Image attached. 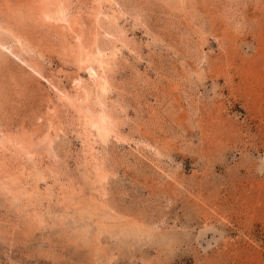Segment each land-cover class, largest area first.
<instances>
[{"label": "rangeland", "instance_id": "1", "mask_svg": "<svg viewBox=\"0 0 264 264\" xmlns=\"http://www.w3.org/2000/svg\"><path fill=\"white\" fill-rule=\"evenodd\" d=\"M0 41L73 98L0 52V264H264V0H0Z\"/></svg>", "mask_w": 264, "mask_h": 264}, {"label": "bare ground", "instance_id": "2", "mask_svg": "<svg viewBox=\"0 0 264 264\" xmlns=\"http://www.w3.org/2000/svg\"><path fill=\"white\" fill-rule=\"evenodd\" d=\"M53 19V18H52ZM61 19H63V21L68 24V22L61 17ZM69 28V27H68ZM71 29V28H70ZM17 43H19V41H17ZM0 52L6 54V53H10L12 57H14L15 59H17L20 64L26 68H28L31 72H33L34 74H36V76L40 77L41 79L45 80L46 83L52 87L55 92L58 94V96H62V98L64 100H72L73 98H71L65 91L59 89L56 85L53 84L52 81L46 79L36 68H34L33 66H31L26 60H24L20 55L16 54L13 52L12 48L7 45L4 44L0 41ZM2 54V55H4ZM102 58V57H101ZM90 61V60H89ZM106 62L105 60L100 59L97 63V68L100 72V74H96L95 72V76L93 72H89V80L92 81V84L94 85L95 89L99 92H104L105 90V66H106ZM92 65V64H91ZM90 66V65H89ZM87 66V68L89 67ZM91 68V67H90ZM94 70V69H93ZM75 79V78H74ZM74 82V90L76 92H80L83 88V86L80 84L81 80H73ZM89 85V84H88ZM88 89V88H87ZM90 89V88H89ZM88 89V90H89ZM81 95V94H80ZM79 95V96H80ZM87 95V94H86ZM57 96V97H58ZM59 98V97H58ZM77 98V97H76ZM81 98V97H80ZM84 98V97H83ZM74 101V100H73ZM85 101V100H84ZM65 102V101H64ZM76 103V102H75ZM89 112V111H88ZM85 117V116H84ZM96 117V115H95ZM85 119L88 121V125H90L91 128H93L95 130V132L97 133V135L102 139V138H106L108 135H113L114 137H118L117 134L114 132L113 127L111 125V122L109 120V118H107L106 116H100L98 118H92V114L91 117H85Z\"/></svg>", "mask_w": 264, "mask_h": 264}]
</instances>
